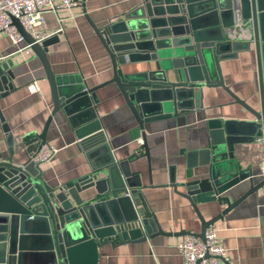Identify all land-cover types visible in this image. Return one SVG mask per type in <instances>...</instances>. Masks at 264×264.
Instances as JSON below:
<instances>
[{
	"label": "water",
	"instance_id": "water-1",
	"mask_svg": "<svg viewBox=\"0 0 264 264\" xmlns=\"http://www.w3.org/2000/svg\"><path fill=\"white\" fill-rule=\"evenodd\" d=\"M86 17L108 52L113 70L109 80L92 88L62 85L54 74L47 52L58 39L57 33L36 42L13 18L44 67L53 114L62 108L73 121L76 114L90 112V118L80 124H92L78 131L79 138L95 130L96 90L110 83L118 86L142 130L147 122L203 107L206 87L222 88L231 103L241 105L250 117L207 119L210 144L202 151L206 177L177 182L171 168L169 186L188 200L201 223L199 232L177 234L161 227L136 188L140 185L134 181L137 175L124 167L128 160L116 162L108 155L103 168H93L56 187L49 185L31 157L47 141L50 116L43 131L27 143L26 161L16 164L11 149L7 160H0V264H98L101 248L107 244L143 242L158 235L192 234L204 240L209 225L264 187V166L261 179L255 182L254 168L243 169L235 154L240 144L264 140V0H140L121 20L102 27L87 13ZM252 49L258 78L256 106L225 83L221 69L222 60ZM128 62L149 65L145 70L125 72L121 66ZM169 71L175 79L169 78ZM13 77L8 63L0 62V99L15 88ZM4 128L8 130L7 125ZM8 141H12L11 134ZM142 147L150 169L145 133ZM103 148L108 150L107 145ZM100 172L105 176L100 177ZM244 180H249L248 190L231 201L226 193ZM91 188L95 194L83 198L82 192ZM216 202L224 208L206 219L199 204Z\"/></svg>",
	"mask_w": 264,
	"mask_h": 264
},
{
	"label": "crops",
	"instance_id": "crops-1",
	"mask_svg": "<svg viewBox=\"0 0 264 264\" xmlns=\"http://www.w3.org/2000/svg\"><path fill=\"white\" fill-rule=\"evenodd\" d=\"M139 2L82 0L81 6L72 11V16L67 11L60 12L66 17L63 29L57 33L58 39L48 46L47 55L62 85L67 83L76 87L84 84L92 88L113 76L110 56L88 22L86 13L98 27H102L121 20ZM45 20L49 32H56L61 26L54 12H46ZM16 49L11 39L0 33V62L8 63L15 86L0 99V160H7L11 149L16 164L26 161V149L30 146L27 143L43 131L51 116L47 142L52 143L57 152L50 161L40 165L43 178L49 185L56 187L89 174L93 168H103L108 155L116 162L128 160L129 164L124 167L137 175L134 181L140 185L136 188L156 213L165 231L177 234L200 231L201 223L193 207L169 186L170 170L174 169L177 182L206 177L208 166L202 162V151L210 144L206 121L219 117L249 118V113L241 105L231 103L232 98L222 88L206 87L201 98L203 107L147 122L142 130L118 86L110 83L96 90L97 102L93 105L97 122L95 130L83 133L79 138L78 131L92 124H80L90 118V112L76 114L73 121L62 108L53 114L51 88L41 60L33 51L24 54L15 52ZM148 65L128 62L121 67L125 72H134L145 70ZM221 69L225 83L239 97L256 106L258 78L254 50L241 51L237 57L222 60ZM168 75L171 79L176 78L173 71ZM34 79L40 85L37 93L28 89ZM143 133L151 157L150 169L142 147ZM9 134L12 135L11 143ZM104 145L108 150L103 148ZM235 154L243 169L254 168L255 182L259 181L264 166V140L240 144ZM99 176L105 174L100 172ZM248 188L249 180H244L226 194L234 201ZM94 194L95 190L91 188L81 195L87 199ZM134 198L140 204L137 195ZM222 208L224 205L218 202L199 204L206 219ZM213 225L232 264H264V187L242 200ZM183 236L158 235L143 242L107 244L101 248L98 264H184L177 248ZM36 248L40 249V245Z\"/></svg>",
	"mask_w": 264,
	"mask_h": 264
},
{
	"label": "built area",
	"instance_id": "built-area-1",
	"mask_svg": "<svg viewBox=\"0 0 264 264\" xmlns=\"http://www.w3.org/2000/svg\"><path fill=\"white\" fill-rule=\"evenodd\" d=\"M82 0H0V33L8 36L17 46L15 52L31 54L30 45L13 23L16 18L22 27L36 41L41 42L63 29L66 17L60 12L67 11L72 16V11L81 6ZM54 12L61 24L56 32L46 30V12ZM30 92L40 91L38 80L34 79L28 84ZM57 152V148L50 142L42 143L31 157L34 164L41 165L50 161ZM177 248L183 256L184 264H232L226 248L217 234L213 224L205 230V239L192 234H185L177 243Z\"/></svg>",
	"mask_w": 264,
	"mask_h": 264
}]
</instances>
